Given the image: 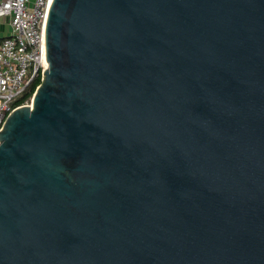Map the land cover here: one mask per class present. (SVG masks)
<instances>
[{"label":"water","instance_id":"water-1","mask_svg":"<svg viewBox=\"0 0 264 264\" xmlns=\"http://www.w3.org/2000/svg\"><path fill=\"white\" fill-rule=\"evenodd\" d=\"M0 128V264H264V0H51Z\"/></svg>","mask_w":264,"mask_h":264},{"label":"built area","instance_id":"built-area-1","mask_svg":"<svg viewBox=\"0 0 264 264\" xmlns=\"http://www.w3.org/2000/svg\"><path fill=\"white\" fill-rule=\"evenodd\" d=\"M51 0H0V18L9 17L10 35L0 41V128L17 99L46 69L43 27Z\"/></svg>","mask_w":264,"mask_h":264},{"label":"trees","instance_id":"trees-1","mask_svg":"<svg viewBox=\"0 0 264 264\" xmlns=\"http://www.w3.org/2000/svg\"><path fill=\"white\" fill-rule=\"evenodd\" d=\"M39 83H40V80H39V79H37L36 81H34V82L32 83V85L30 86V88H29L26 92H24V93H23V94L17 99V101L15 102V104H16V105H19V104H22V103L25 102V101H28V100L32 97V95H33V93H34L36 87L39 85Z\"/></svg>","mask_w":264,"mask_h":264},{"label":"crops","instance_id":"crops-1","mask_svg":"<svg viewBox=\"0 0 264 264\" xmlns=\"http://www.w3.org/2000/svg\"><path fill=\"white\" fill-rule=\"evenodd\" d=\"M11 32L9 17L0 18V41L9 36Z\"/></svg>","mask_w":264,"mask_h":264}]
</instances>
